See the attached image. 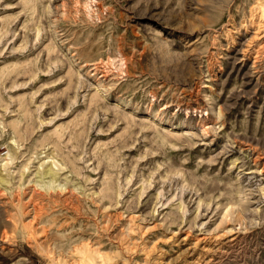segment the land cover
I'll list each match as a JSON object with an SVG mask.
<instances>
[{
	"label": "rangeland",
	"instance_id": "rangeland-1",
	"mask_svg": "<svg viewBox=\"0 0 264 264\" xmlns=\"http://www.w3.org/2000/svg\"><path fill=\"white\" fill-rule=\"evenodd\" d=\"M0 264H264V0H0Z\"/></svg>",
	"mask_w": 264,
	"mask_h": 264
},
{
	"label": "bare ground",
	"instance_id": "bare-ground-1",
	"mask_svg": "<svg viewBox=\"0 0 264 264\" xmlns=\"http://www.w3.org/2000/svg\"><path fill=\"white\" fill-rule=\"evenodd\" d=\"M0 186H2L1 183H0Z\"/></svg>",
	"mask_w": 264,
	"mask_h": 264
}]
</instances>
